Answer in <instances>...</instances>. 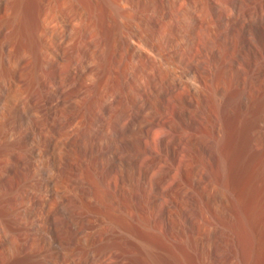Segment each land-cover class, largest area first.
<instances>
[{"label": "rangeland", "instance_id": "374dc122", "mask_svg": "<svg viewBox=\"0 0 264 264\" xmlns=\"http://www.w3.org/2000/svg\"><path fill=\"white\" fill-rule=\"evenodd\" d=\"M5 2L0 264H264V0Z\"/></svg>", "mask_w": 264, "mask_h": 264}, {"label": "bare ground", "instance_id": "6f19581e", "mask_svg": "<svg viewBox=\"0 0 264 264\" xmlns=\"http://www.w3.org/2000/svg\"><path fill=\"white\" fill-rule=\"evenodd\" d=\"M0 1H2V2L6 1L7 2L8 0H0ZM13 16L14 15H12L10 18H12ZM262 128H263V133L261 134V137H260L259 142H258V144H259L258 155H257V162L258 163L256 162L257 167H256L255 173H253V174L251 173L252 174L251 177H254V178H253V180H250L249 179L250 177H249L248 179L250 182H247L248 179L243 180L244 182L246 181V185H248V186H246V188H243L245 193L242 194V192H244V191H242L240 193L242 198H244L246 196L244 199H247L248 201H245V202L246 203L249 202L250 218H251L253 229L256 233V243H257V246H256L257 249L256 250H258V252L261 253V255H260L261 259H263L262 255H264V123L262 125ZM248 156H245L244 158L246 159V157H248ZM244 158H243V160H245ZM247 160L250 161L249 158H247ZM242 162H244L245 165L250 166L249 164H246L249 162H245V161H242ZM242 165H244V164H242ZM245 165L241 169H244L246 167ZM242 171L243 170H241L240 175H242ZM245 175L247 176V174H245ZM253 175H255V176H253ZM240 177H242V176H240ZM245 177L243 176L242 179L243 178L245 179ZM247 183H250V184H247ZM243 186H245V183ZM244 194H245V196H244ZM245 202H244V204H245ZM247 206H248V204H247ZM260 260H259V262H260ZM261 263H263V261H261Z\"/></svg>", "mask_w": 264, "mask_h": 264}]
</instances>
